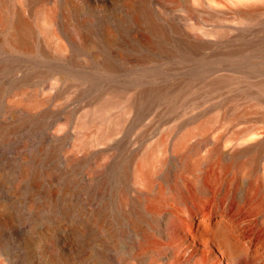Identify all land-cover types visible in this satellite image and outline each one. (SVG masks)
Returning <instances> with one entry per match:
<instances>
[{
    "label": "rangeland",
    "instance_id": "obj_1",
    "mask_svg": "<svg viewBox=\"0 0 264 264\" xmlns=\"http://www.w3.org/2000/svg\"><path fill=\"white\" fill-rule=\"evenodd\" d=\"M11 1L14 11L23 6L30 19L42 4ZM152 1L182 29L200 23L220 32H190L207 43L200 54L139 68L120 65L114 78L100 79L96 70L82 68L84 61L97 62L98 44L87 50L74 44L70 59L62 61L55 51L49 57L41 49L28 55L5 49L6 31L0 29V125L13 121L5 108L17 98L28 108L32 97L47 99L49 108L37 131L13 135L8 148L32 137V145L17 148L19 155L43 149V158L51 157L47 166L32 165V172L62 173L55 181L42 178L33 192L28 180L16 188L19 160L0 164V264H264V144L243 151L264 138V13L256 21L240 13L264 8V0ZM46 2L55 4L58 19H68L65 0ZM118 2L91 9L116 16ZM85 11H91L88 5ZM54 79L58 86L50 89ZM85 82L90 86L78 85ZM151 84L162 96L138 104L107 143H83L98 131L79 128L85 110L110 89ZM184 142L193 146L187 154ZM180 153L185 157L177 160ZM109 154L114 164L95 175ZM149 169L151 182L144 177ZM101 183L108 197L96 192ZM117 184L127 192L128 207L118 206ZM136 209L145 215L140 226L129 219ZM96 213L104 219L100 226L93 221Z\"/></svg>",
    "mask_w": 264,
    "mask_h": 264
},
{
    "label": "bare ground",
    "instance_id": "obj_2",
    "mask_svg": "<svg viewBox=\"0 0 264 264\" xmlns=\"http://www.w3.org/2000/svg\"><path fill=\"white\" fill-rule=\"evenodd\" d=\"M41 1L42 4L37 10L34 18L30 19L23 14V6L14 11V3L11 0H0V29L6 31V37L3 43L5 42L7 47L4 48L26 55L34 54L37 50L41 49L43 54L49 57H54L52 56V52L55 51L56 56L62 58V61H68V58L70 59V47L74 44H79L82 46V49L87 50L93 43H96L100 48H97V62L84 61L82 68L86 69L87 72L92 69L96 70V72H94V77L98 75L100 79L102 78L101 74L108 76L109 79L114 78L121 68L120 65L123 69L139 68L140 66H150L159 60L163 61L165 58L177 57V55L188 57L189 55L194 56L200 54L208 47L207 43L205 44L204 40L201 39L202 35L201 37H197L196 34H191L194 33L192 31L201 30L202 34L208 36L220 32V30L216 28L206 29L204 25L200 23H188V28L182 29L179 25L167 19L166 15L163 16L160 14L158 9L153 6L154 3L152 0H117L121 6V13L116 16L105 14L106 12L102 15H97L95 14V10L92 12L91 9V6H94L96 3L114 5L116 0H76V2L75 0H65L64 4L66 8H69V15H67L68 19L65 22L58 19V11L55 4L50 6L46 2L47 0ZM85 5H88L91 11L81 13ZM72 12L74 17L71 19L70 14ZM240 13L245 19H255L256 21L260 15L264 13V8L255 6L243 10ZM209 19H211V17ZM226 48L227 47H225V49ZM230 49H232V47ZM71 64L76 68L81 66V64L72 62ZM165 66L167 67V65ZM1 70L2 67L0 65V71ZM262 70L264 71V69ZM124 75L126 77V74ZM48 85L50 89H53L58 86V82L54 79ZM78 85H83L84 88L90 86V84L86 82L78 83ZM114 89L116 91L110 89L105 96L100 97L91 108L85 110L81 114L78 124L81 130L85 131L92 127H98V131L95 132L93 138L83 141V143L88 144L93 142L94 145L107 143L111 136L118 133L121 128L124 127L125 120L127 121L128 116L134 112L133 109L137 108L138 104L143 103L144 99L146 100L148 96H162V94H160V88L158 86L154 87V84L150 88L138 87L122 89V91L117 88ZM147 92L149 93L147 94ZM46 100L47 99H36L32 97L29 103L30 108H28L23 98H17V100L7 104L5 108L6 114L11 115L14 119L11 123L0 125V164L9 166L10 163L14 164L16 160H19L20 169L18 183L16 184L17 189L21 186L19 183L28 180L29 187L32 191L38 192L40 180L42 178H46L48 181H55L62 174L54 169H48L45 173L43 172L40 175L36 172H32V165L35 163L41 162L45 166L51 163V157L47 159L43 158L46 154V150L42 151L43 149L38 153L25 152V154L22 153V155H19L17 148L20 146L19 148H24L25 150V147L32 145V137H29L27 140V137H25L22 145L14 146L16 150H10L8 148V143L13 135L35 132L39 129L42 117L47 110H49L47 107L48 101ZM175 108L178 107L175 106ZM121 141L120 143L122 144ZM262 144H264V138H256L253 143L246 145L243 151L251 152L255 148L261 147ZM184 145V154H187L193 149V146L189 143L186 144V142H184ZM183 156L185 157L183 153H180L175 157L177 160H182ZM112 157L113 154H109L108 158L104 159L105 161L103 163L100 164V161L98 162L99 169L95 172V175L98 176L107 166L110 167L114 164V160L109 159ZM194 166L197 165L194 164ZM151 170L152 169L145 170L144 172V177L147 182H151ZM3 185L4 181L1 179L0 175V194L3 192ZM104 185L105 184H102L96 191L100 196L105 194ZM116 189L118 206H120V208H125V206L128 207L129 198L127 192L121 187V184L118 185ZM53 194L54 192L52 191L48 193L52 201ZM106 196L108 197L109 195ZM135 211L137 213L136 215L135 213L133 214L132 211L129 213L131 214L129 215V219L132 225L140 226L141 220L145 215L138 209ZM97 214L100 213L95 214L93 221L100 226L104 219L101 214ZM230 250L232 249L230 248Z\"/></svg>",
    "mask_w": 264,
    "mask_h": 264
}]
</instances>
